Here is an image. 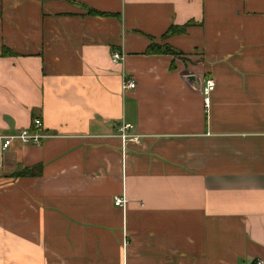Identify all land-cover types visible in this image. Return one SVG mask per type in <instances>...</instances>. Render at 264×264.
<instances>
[{
    "label": "crops",
    "instance_id": "crops-1",
    "mask_svg": "<svg viewBox=\"0 0 264 264\" xmlns=\"http://www.w3.org/2000/svg\"><path fill=\"white\" fill-rule=\"evenodd\" d=\"M33 118L0 142V264L264 262V0H0V135Z\"/></svg>",
    "mask_w": 264,
    "mask_h": 264
},
{
    "label": "built area",
    "instance_id": "built-area-1",
    "mask_svg": "<svg viewBox=\"0 0 264 264\" xmlns=\"http://www.w3.org/2000/svg\"><path fill=\"white\" fill-rule=\"evenodd\" d=\"M123 58V55L118 52H113L111 54V60L115 63L121 61ZM135 83L132 80H123L122 81V89H130L134 88ZM215 82L213 79H207L205 81V85L202 88V94L204 96V103L207 106L208 105V95L210 92L214 89ZM132 126L127 123H122L120 127L118 128V137L121 140V148L122 153L124 154L126 143L129 140L137 141L138 136L137 135H131L127 131ZM42 122L38 118H33L31 123V128L28 129H22L16 132L15 134H8V135H0V142H1V150H6L13 141L17 140L23 144L32 143V144H39L41 140L49 137V135L42 130ZM125 155V154H124ZM123 155V156H124ZM126 203V199L121 196L114 197V204L119 207H124ZM254 264H264V262L261 259H257Z\"/></svg>",
    "mask_w": 264,
    "mask_h": 264
},
{
    "label": "trees",
    "instance_id": "trees-1",
    "mask_svg": "<svg viewBox=\"0 0 264 264\" xmlns=\"http://www.w3.org/2000/svg\"><path fill=\"white\" fill-rule=\"evenodd\" d=\"M192 22H188L186 25H183V26H171L167 32L163 35V36H166V35H169V34H173V33H181L185 30V28L188 26V25H191ZM146 53L147 54H158V53H168V54H173V55H178L180 54V52L170 48L169 46L167 45H159V44H156V43H151L149 45V47L147 48L146 50ZM6 55V54H11V52L9 50H4L3 49V55ZM39 174V171L37 173H35L34 169H25V170H22L20 172H18L16 175H20V176H32V175H37Z\"/></svg>",
    "mask_w": 264,
    "mask_h": 264
}]
</instances>
